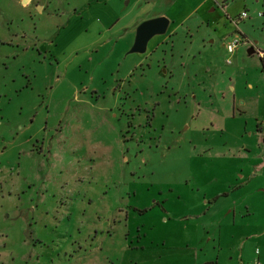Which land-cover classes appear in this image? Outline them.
<instances>
[{"label": "rangeland", "instance_id": "1", "mask_svg": "<svg viewBox=\"0 0 264 264\" xmlns=\"http://www.w3.org/2000/svg\"><path fill=\"white\" fill-rule=\"evenodd\" d=\"M263 50L264 0H0V264H264Z\"/></svg>", "mask_w": 264, "mask_h": 264}, {"label": "water", "instance_id": "2", "mask_svg": "<svg viewBox=\"0 0 264 264\" xmlns=\"http://www.w3.org/2000/svg\"><path fill=\"white\" fill-rule=\"evenodd\" d=\"M170 24V20L165 16H157L140 22L135 28L134 41L128 53H144L147 49L148 42L156 35L166 33ZM254 49H248L251 54Z\"/></svg>", "mask_w": 264, "mask_h": 264}, {"label": "built area", "instance_id": "3", "mask_svg": "<svg viewBox=\"0 0 264 264\" xmlns=\"http://www.w3.org/2000/svg\"><path fill=\"white\" fill-rule=\"evenodd\" d=\"M259 15H261L259 13ZM247 17V13L246 11H242L239 15H237L236 17L233 18V21L236 25H238L239 22H241V20H243L244 18ZM238 44V41L236 39L232 40L231 42L226 44V48L228 52H232L236 46ZM255 264H260L259 261H256Z\"/></svg>", "mask_w": 264, "mask_h": 264}, {"label": "trees", "instance_id": "4", "mask_svg": "<svg viewBox=\"0 0 264 264\" xmlns=\"http://www.w3.org/2000/svg\"><path fill=\"white\" fill-rule=\"evenodd\" d=\"M263 55H264V50H263ZM262 69L264 70V59L262 60Z\"/></svg>", "mask_w": 264, "mask_h": 264}, {"label": "crops", "instance_id": "5", "mask_svg": "<svg viewBox=\"0 0 264 264\" xmlns=\"http://www.w3.org/2000/svg\"><path fill=\"white\" fill-rule=\"evenodd\" d=\"M242 12V11H241ZM258 261V260H257ZM256 262V261H255Z\"/></svg>", "mask_w": 264, "mask_h": 264}]
</instances>
